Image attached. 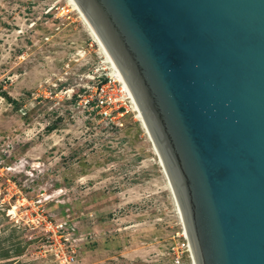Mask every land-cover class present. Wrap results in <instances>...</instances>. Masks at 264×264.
Masks as SVG:
<instances>
[{
    "label": "rangeland",
    "instance_id": "374dc122",
    "mask_svg": "<svg viewBox=\"0 0 264 264\" xmlns=\"http://www.w3.org/2000/svg\"><path fill=\"white\" fill-rule=\"evenodd\" d=\"M38 215L61 230L32 229ZM180 239L164 175L68 2L0 0V248L18 249L0 264H190Z\"/></svg>",
    "mask_w": 264,
    "mask_h": 264
},
{
    "label": "water",
    "instance_id": "95a60500",
    "mask_svg": "<svg viewBox=\"0 0 264 264\" xmlns=\"http://www.w3.org/2000/svg\"><path fill=\"white\" fill-rule=\"evenodd\" d=\"M164 175L190 264H264V0H66Z\"/></svg>",
    "mask_w": 264,
    "mask_h": 264
},
{
    "label": "built area",
    "instance_id": "2783aa9c",
    "mask_svg": "<svg viewBox=\"0 0 264 264\" xmlns=\"http://www.w3.org/2000/svg\"><path fill=\"white\" fill-rule=\"evenodd\" d=\"M98 92L100 95H102L100 97V99L98 100V103L100 105H102L103 103H105V99L107 100H110V96L108 95H105L103 89H102V86L99 87L98 89ZM103 97H105L103 99ZM104 114H106L104 112ZM26 219L28 218V216H25ZM31 222H33V228L32 229H37L40 230L42 232L43 235H45L46 238L49 237V234H51L52 232H58L61 230L62 228V225L61 224H54L52 223L50 220L46 219L45 217H43L42 215H38V216H35L34 218H32L31 220H29ZM178 249L180 250L181 254H186V256L188 257V254H187V251H186V248H185V244H184V241H183V238H182V234H181V239H180V243L178 245ZM54 257L58 259L59 263L60 264H74V258H73V255H68V256H57L56 254H54ZM175 259V262L177 263L178 261V256H175L174 257ZM189 259V257H188Z\"/></svg>",
    "mask_w": 264,
    "mask_h": 264
},
{
    "label": "trees",
    "instance_id": "16d2710c",
    "mask_svg": "<svg viewBox=\"0 0 264 264\" xmlns=\"http://www.w3.org/2000/svg\"><path fill=\"white\" fill-rule=\"evenodd\" d=\"M54 128L53 127H49L47 128V130H53ZM12 251V252H10ZM18 252V249H15V250H9V249H1L0 248V260H6V259H9V253H13V254H17Z\"/></svg>",
    "mask_w": 264,
    "mask_h": 264
},
{
    "label": "bare ground",
    "instance_id": "6f19581e",
    "mask_svg": "<svg viewBox=\"0 0 264 264\" xmlns=\"http://www.w3.org/2000/svg\"><path fill=\"white\" fill-rule=\"evenodd\" d=\"M93 40H94V39H93ZM95 43H96V42H95ZM99 50H100V49H99ZM100 52H101V50H100ZM101 54H102V52H101ZM102 55H103V54H102ZM104 59H105V57H104ZM105 62L107 63L106 59H105ZM112 76L114 77L115 81L118 82V81L116 80V78H115L113 72H112ZM122 92H123V91H122ZM124 98L126 99L125 95H124ZM135 119H136V117H135Z\"/></svg>",
    "mask_w": 264,
    "mask_h": 264
}]
</instances>
